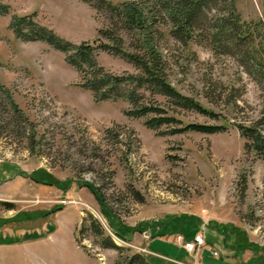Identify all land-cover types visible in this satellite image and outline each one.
Here are the masks:
<instances>
[{
    "label": "rangeland",
    "instance_id": "obj_1",
    "mask_svg": "<svg viewBox=\"0 0 264 264\" xmlns=\"http://www.w3.org/2000/svg\"><path fill=\"white\" fill-rule=\"evenodd\" d=\"M235 4L264 51V0ZM0 6L7 8L0 15V264H122L135 257L138 264L141 257L149 264H264V158L239 128L264 136V68L246 59L243 43L198 35L185 46L161 27L158 46L172 83L220 118L182 109L176 116L226 126L215 134H170L172 127L153 130L145 118L128 116L125 101L96 102L64 53L11 29L15 18L30 17L75 44L104 40L99 31L113 17L96 0ZM226 9L222 3L209 16L229 17ZM98 62L113 74L137 72L108 53ZM147 95V103L156 100ZM89 186L115 216L112 224ZM118 227L134 232L124 241ZM199 234L206 241L200 253L186 251L182 239ZM105 236L122 250L104 247Z\"/></svg>",
    "mask_w": 264,
    "mask_h": 264
},
{
    "label": "trees",
    "instance_id": "obj_2",
    "mask_svg": "<svg viewBox=\"0 0 264 264\" xmlns=\"http://www.w3.org/2000/svg\"><path fill=\"white\" fill-rule=\"evenodd\" d=\"M96 1L113 17L111 27L99 31L104 40L75 44L49 28L38 25L30 17L15 18L11 29L18 38L43 41L64 53L67 63L80 73L81 87L91 91L96 102L125 101L131 106L126 114L130 117L145 118V124L150 129L159 130L163 126H169L172 127L170 134L186 132L215 134L225 131L226 126L185 124L176 116L179 114L177 110L182 109L220 118V115L206 109L195 97L183 94L172 83L171 68L158 46L157 38L161 33V27H167L168 33L185 46L196 42L198 35H202L206 40L213 39L219 42L224 38H232L238 40L240 47L243 46L242 43L245 45L246 59L261 72L264 68L263 47L256 46V37L253 36L254 31L251 28L244 30L235 0H137L119 5H114L108 0ZM222 3L227 5L229 17L221 19L210 17L208 10L219 7ZM0 8L3 10L0 15L6 13L7 8L1 6ZM229 26L232 30L228 31ZM125 34L130 36L131 50L124 47ZM101 52L120 57L130 63L137 72L124 75L108 72L98 62ZM147 94L156 100L147 103ZM173 105L175 109L171 107ZM15 108L18 110L16 105ZM239 128L252 148L264 158V136L252 127ZM89 187L101 201L107 218L116 220L98 191L92 186ZM95 226L97 233L104 236L101 225L97 223ZM133 232L128 227L124 231L119 227L115 229L117 238L124 241H127ZM190 239L187 237V240ZM102 245L122 250L110 236L104 237ZM140 260V264H149L143 257ZM122 264H138L137 258H130Z\"/></svg>",
    "mask_w": 264,
    "mask_h": 264
},
{
    "label": "built area",
    "instance_id": "obj_3",
    "mask_svg": "<svg viewBox=\"0 0 264 264\" xmlns=\"http://www.w3.org/2000/svg\"><path fill=\"white\" fill-rule=\"evenodd\" d=\"M183 244L185 248L190 252V253H196L199 254L200 251L202 250V247L206 245V241L204 236L202 235H195L192 239L187 240V239H182Z\"/></svg>",
    "mask_w": 264,
    "mask_h": 264
},
{
    "label": "crops",
    "instance_id": "obj_4",
    "mask_svg": "<svg viewBox=\"0 0 264 264\" xmlns=\"http://www.w3.org/2000/svg\"><path fill=\"white\" fill-rule=\"evenodd\" d=\"M186 251H188L185 247H183ZM189 252V251H188Z\"/></svg>",
    "mask_w": 264,
    "mask_h": 264
}]
</instances>
